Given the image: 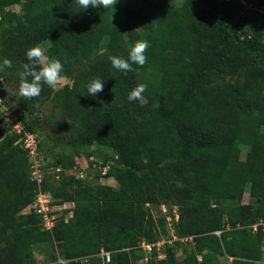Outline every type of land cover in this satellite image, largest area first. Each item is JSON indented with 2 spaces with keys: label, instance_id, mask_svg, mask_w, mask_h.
Here are the masks:
<instances>
[{
  "label": "trees",
  "instance_id": "1",
  "mask_svg": "<svg viewBox=\"0 0 264 264\" xmlns=\"http://www.w3.org/2000/svg\"><path fill=\"white\" fill-rule=\"evenodd\" d=\"M244 1L117 0L113 11L82 10L73 0H0L1 12L20 8L17 17H0V64L12 62L0 70V94L19 84L26 50L48 43L47 56L61 62L70 84L55 93L42 85L29 100L12 95L19 121L38 133L49 165L100 156L112 161L114 172L105 176L118 184L114 190L63 173L58 181L46 177L53 199L74 206L70 218L42 230L36 215L22 214L35 185L18 136L0 115V264H37L36 249L44 245L66 264H104L102 253L110 254L109 264H136L140 242L167 232L164 218L149 208L167 200L180 208L178 237H191L193 247L181 259L166 247L163 259L154 255L147 264H220V257L264 264L262 237L249 229L264 216V0ZM137 40L149 44L147 63L127 73L114 69L108 57L126 59ZM243 70L242 83L213 86ZM95 78L103 80V91L87 96ZM141 83L147 85L142 99L130 102L128 94ZM51 97L68 120L63 144L41 135L42 121L33 116L34 105ZM239 145L249 149L247 161L240 160ZM178 181L201 190H182ZM246 189L257 204L240 203ZM226 197L236 201L224 205Z\"/></svg>",
  "mask_w": 264,
  "mask_h": 264
},
{
  "label": "rangeland",
  "instance_id": "2",
  "mask_svg": "<svg viewBox=\"0 0 264 264\" xmlns=\"http://www.w3.org/2000/svg\"><path fill=\"white\" fill-rule=\"evenodd\" d=\"M182 1L183 0H169V4L171 6H179V5H181ZM3 13H8V14L13 15L14 17H17L20 14L19 5L16 4V5H13L10 7H6L3 12L0 11V17ZM1 22L2 21L0 20V32H1L2 28L4 27V25H1L2 24ZM126 40H127V38L124 37V42ZM48 46H49L48 43L41 45V47H43L46 50V55H47ZM124 48H126L125 45H124ZM74 73L75 72H73V74ZM244 74H245V70L240 71L237 74H234L231 76L224 75V76L218 77L213 82V86H224L226 84H240L244 80V77H245ZM67 83L70 84V81L67 79H64L63 81L60 82V84L58 86L51 87L52 92L55 93V92L59 91ZM4 87H5V83L3 82V80H0V88H4ZM7 88L9 89L8 93L0 94V97L2 100L1 104L5 108H7L8 110H11L12 112L14 110V113H16L14 101L12 100L11 96L17 93L18 85L15 81H13L12 83H10L7 86ZM0 114L2 115V118H4V121H9L7 119V117H5V115H4L3 108H2V110H0ZM33 116L40 118L42 121L41 128H40V134L41 135L43 134L45 136H51V141H53V142L59 141V142H61V144H63L65 142V135H66L65 134V124L68 122V120L62 117L61 110L59 108V100L58 99L56 100V99L52 98L51 100H48L44 103L35 104ZM136 119L138 120L139 117H136ZM261 135H264V127L262 128ZM59 151H60V149H58V152ZM249 156H250L249 149L247 150V153L245 156H241V152H240V160L241 161H247L249 159ZM95 157L98 161L99 166H106L105 167L106 170L107 171L109 170L113 174V172H114L113 166L114 165H113L112 161L104 160L100 156H95ZM48 161L51 162V159H49ZM53 164H55V161ZM62 172H64V171H62ZM94 173L98 174L97 171H93V170L87 171L86 177H88V178L92 177L94 175ZM55 175L56 174L52 171L51 175H47V177L55 178ZM87 181H88L87 184L93 185V187L94 186L95 187L103 186V187H111L114 190L118 189V184L114 180H109V179L103 180V182H102L103 185H99L100 184L99 182H98L99 184H97V183H94L88 179H87ZM177 185L182 190H191V191H200L201 190V188L198 184H187V183L178 181ZM72 192H74L73 194L75 195L76 190L72 189ZM235 201H236V199L233 197H226V198L222 199V203L224 205H229ZM240 203L241 204H247V205H254V204H257L258 201H257V199L252 198L249 195V191L246 189L245 192L243 193L242 197L240 198ZM72 205L74 206L73 203H72ZM149 208H150L152 215L157 220H159L160 218H164V219L166 218L167 221L166 220L164 221L165 225H167L169 223L171 224L170 226H171V228L174 229V231H171L168 227V230L165 233V235H163V237L166 240L171 241V243H169V245H167V247L170 246V248H175L176 253H177V258L181 259L183 257V251L191 249L193 247V244H192L191 240H187V241L181 240L182 238L180 239L178 237V233H176L175 226L179 220V215H180V208H179L177 202L175 200L160 201L154 205H151ZM173 232H175L174 237H176V239L172 240L171 236H173ZM140 253H141V251H140ZM35 257H36L37 264H39V263L48 264L50 262H55V264H61V261L58 259L57 252L52 251L47 245L37 247L36 252H35ZM151 257H152V259H154V254L151 255ZM142 258H143V256H142ZM150 258H149V260H151ZM219 259H220V264H231L230 258L220 257ZM136 264H147V262H145L144 260H139L136 262Z\"/></svg>",
  "mask_w": 264,
  "mask_h": 264
},
{
  "label": "built area",
  "instance_id": "3",
  "mask_svg": "<svg viewBox=\"0 0 264 264\" xmlns=\"http://www.w3.org/2000/svg\"><path fill=\"white\" fill-rule=\"evenodd\" d=\"M1 103L2 100L0 97V110H2L3 108L4 115L9 120L5 122L11 125L10 133L18 136L16 144H18L27 155L29 165L28 178L35 185V194L33 201L24 209L22 214L36 215L40 219L42 230L50 231L59 218L63 217L64 220L68 219L67 217L63 216L62 211L65 209V207H73V205L69 202L59 203L58 201L53 199L48 191L44 189V179L47 177V175H51L52 171L54 173H59V170L55 172L52 168H50L49 161L46 160L44 154L40 151L39 144L41 142V138L38 133L26 132L23 124L19 121L20 115H16V113H14V110L13 112L11 110H8ZM2 119L4 120V118ZM92 162L94 167H100L97 160H92ZM102 174L105 175L106 172H103ZM53 179L54 181L59 180L58 176H55V178ZM261 205L264 207V196L262 198ZM165 220L167 221L166 218L164 219V221ZM170 225V223L165 225L166 231L168 230V227L171 231H174V229L171 228ZM249 229L253 235L260 234L264 243V216L257 219L256 222L249 227ZM216 234L219 235V232H216ZM174 236L175 232H173V236H171L172 240L176 239V237ZM191 239V237H184L181 240L187 241ZM169 243H171V241L166 240L162 236L159 240H156L152 243L141 241L139 246L137 247V250L139 251L138 253L143 256L141 260H144L145 262H148L149 258L153 254L157 259H163L165 257L163 250L167 247V245H169ZM102 259L104 264H109L110 254L102 253Z\"/></svg>",
  "mask_w": 264,
  "mask_h": 264
},
{
  "label": "clouds",
  "instance_id": "4",
  "mask_svg": "<svg viewBox=\"0 0 264 264\" xmlns=\"http://www.w3.org/2000/svg\"><path fill=\"white\" fill-rule=\"evenodd\" d=\"M241 1V0H240ZM73 2L82 10L89 7L113 9L117 0H73ZM245 5V1H241ZM114 11V9H113ZM149 44L145 40H137L133 43L128 51L127 58L109 56L108 59L111 66L117 71L127 73L133 70V64L143 67L148 60L145 55ZM28 63L22 64V70L18 72L19 84L17 95L24 100L34 99L38 97L42 91V85L48 87H56L61 81L66 79L63 73V65L56 59H50L46 55V50L40 45L32 46L25 52ZM11 60L4 59L0 64V70L11 68ZM104 88L103 80L95 78L87 85V96L95 97ZM146 84H138L128 94L127 99L131 102L142 99L143 93L146 91ZM241 156L247 153V146L239 145Z\"/></svg>",
  "mask_w": 264,
  "mask_h": 264
},
{
  "label": "crops",
  "instance_id": "5",
  "mask_svg": "<svg viewBox=\"0 0 264 264\" xmlns=\"http://www.w3.org/2000/svg\"><path fill=\"white\" fill-rule=\"evenodd\" d=\"M60 152V151H59ZM58 152V153H59ZM92 160H97L95 155L90 156H71L69 158L62 157L61 162H55V164H50V168H52L55 172L59 170V173H55L56 177L58 176L59 180L61 177V174L63 173V176L73 177L76 180H80L83 183H87V179L91 180L94 183H97L99 185H103V180H114L111 176H105L102 173L107 172L106 166L103 167H94ZM97 171L98 174H95L92 177H86L87 171ZM64 171V172H62ZM115 181V180H114ZM99 182V183H98ZM62 203V202H59ZM66 203V202H65ZM72 204V202H69ZM72 209L73 207L68 206L65 207V209L62 211L63 216L70 218L72 216ZM53 261V260H52ZM41 264V263H39ZM44 264V263H43ZM61 264H66L65 262L61 261Z\"/></svg>",
  "mask_w": 264,
  "mask_h": 264
}]
</instances>
